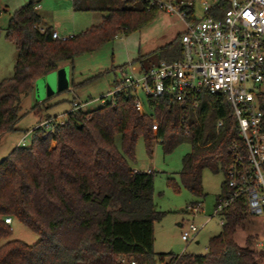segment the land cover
<instances>
[{
	"label": "trees",
	"instance_id": "trees-1",
	"mask_svg": "<svg viewBox=\"0 0 264 264\" xmlns=\"http://www.w3.org/2000/svg\"><path fill=\"white\" fill-rule=\"evenodd\" d=\"M71 5L74 12L101 11V22L62 41L52 38L51 27L42 29L35 0L9 19L4 33L16 55L12 77L0 82V141L16 132L22 102L38 80L97 52L121 34L140 30L159 12L127 0H104L95 10L87 1L80 5L71 0ZM179 36L156 52V62L147 65L139 57L135 64L140 72L180 60ZM262 77L264 84V68ZM102 99V106L92 111L66 113L52 132L37 127L28 147H16L0 162V240L11 235L5 219L22 223L39 237L33 246L20 241L0 246V264H264V252L255 246L260 235H248L244 246L235 241L238 231L247 230L244 198L220 214L221 231L209 239L205 255L156 256L153 225L162 214L153 203L155 173L129 165L139 138L149 156L154 141H159L163 155L189 144L191 150L181 160L182 186L202 197L203 172H222L223 194L218 201L227 198L226 148L239 137L225 95L202 91L196 107L188 104L184 111L169 105L167 96L147 97L149 116L136 110L130 89ZM259 100L264 115V91ZM152 119L158 124L156 132Z\"/></svg>",
	"mask_w": 264,
	"mask_h": 264
},
{
	"label": "rangeland",
	"instance_id": "rangeland-1",
	"mask_svg": "<svg viewBox=\"0 0 264 264\" xmlns=\"http://www.w3.org/2000/svg\"><path fill=\"white\" fill-rule=\"evenodd\" d=\"M29 0H0V82L11 78L16 51L5 38L4 29L12 14ZM38 1V13L43 24L57 30L62 36L79 35L101 22V11L73 12L71 0H35ZM91 4L92 10L104 3V0H79L80 5ZM6 6V12L2 8ZM196 13L202 15L200 5L196 3ZM185 31V25L177 17L163 12L155 14L154 18L140 30L131 34H121L115 40L97 52L76 58L70 70V80L75 93L69 91L51 93L38 80L37 90L34 89L22 102L21 119L16 125V132L5 135L0 141V162L7 158L16 147H28L31 143V132L45 121L52 119L54 124H60L66 119V113L73 107V101L83 104L81 110L89 112L99 108L103 99H109L115 91L117 82L124 76L140 78L139 66L135 61L141 57L149 65L157 61L156 52L174 41ZM124 69V74L120 69ZM139 101L149 116L151 110L146 103V96L139 93ZM85 102L87 104H85ZM39 105V108H33ZM43 128V127H42ZM45 133L48 129L43 128ZM120 149V140L115 138ZM134 158L129 165L140 172L155 173L153 181V203L156 212L162 214L160 221L153 225V251L158 255H205L208 251V241L221 231L220 216H213L219 197L223 194L222 172L216 174L205 170L202 174V197H195L181 184L179 172L182 157L189 153L191 146L182 144L168 155H163L159 141L152 143V153L149 156L143 138L135 145ZM194 209V211H193ZM190 224L203 226L193 240L185 242L182 234ZM11 235L0 240V246L9 241H20L33 246L39 241L36 233L26 228L22 223L13 220L10 225ZM261 219L248 216L247 230L238 231L235 241L244 246L248 235L262 236ZM260 239L256 240L257 251L264 252L259 247ZM126 263V262H125Z\"/></svg>",
	"mask_w": 264,
	"mask_h": 264
},
{
	"label": "built area",
	"instance_id": "built-area-1",
	"mask_svg": "<svg viewBox=\"0 0 264 264\" xmlns=\"http://www.w3.org/2000/svg\"><path fill=\"white\" fill-rule=\"evenodd\" d=\"M127 1L145 3L148 10L177 16L185 25L179 36L182 55L178 61L161 62L140 72L139 79L124 76L110 96L130 89L136 110L147 115L139 93L146 98L167 96L169 105L182 111L188 104L196 107L202 91L225 95L239 139L226 148L230 163L225 182L230 194L217 202L213 216H220L232 202L244 198L248 214L261 219L263 234L259 247L264 251V115L259 100L264 91V0ZM196 3L202 15L196 13ZM52 38L66 40L55 32ZM81 107L73 103L72 111ZM152 121V130L156 132L158 124ZM221 125L218 121L217 127ZM53 126L52 119L41 125L49 132ZM4 222L12 224L8 219ZM202 227L190 224L181 239L193 240Z\"/></svg>",
	"mask_w": 264,
	"mask_h": 264
},
{
	"label": "water",
	"instance_id": "water-1",
	"mask_svg": "<svg viewBox=\"0 0 264 264\" xmlns=\"http://www.w3.org/2000/svg\"><path fill=\"white\" fill-rule=\"evenodd\" d=\"M39 81V83L45 88L48 87L51 90V93L64 92L68 90L70 83L69 69L68 67L60 68L56 72L40 79ZM36 87H38V83L36 84Z\"/></svg>",
	"mask_w": 264,
	"mask_h": 264
},
{
	"label": "crops",
	"instance_id": "crops-1",
	"mask_svg": "<svg viewBox=\"0 0 264 264\" xmlns=\"http://www.w3.org/2000/svg\"><path fill=\"white\" fill-rule=\"evenodd\" d=\"M30 1H32V0H29L28 2H30ZM27 2V3H28ZM37 3H38V1H36V12L38 13V5H37ZM24 6V5H23ZM22 7V6H21ZM20 7V8H21ZM6 6H4L3 8H2V10L3 11H5L6 12ZM74 12V11H73ZM38 15H39V13H38ZM40 16V15H39ZM41 18V17H40ZM101 19H102V15H101ZM41 24H42V29L43 28H46L47 26H45L44 24H43V20H42V18H41ZM52 31L53 32H55V33H57V35L60 37V35H59V33L57 32V30L56 29H54V28H52ZM72 36H75V35H71V36H62V37H65V38H69V37H72ZM15 61V60H14ZM68 67V66H67ZM69 87H68V90H66V91H69V92H71V93H75V91H74V88L72 87V83H75L74 82V79L72 78L71 80H70V70H69ZM73 103H76V104H78L76 101H73ZM85 104H87L86 102H85ZM79 105V104H78ZM82 106H83V104H81ZM73 110V108H71L68 112H71ZM67 112V113H68ZM137 171V170H136Z\"/></svg>",
	"mask_w": 264,
	"mask_h": 264
}]
</instances>
